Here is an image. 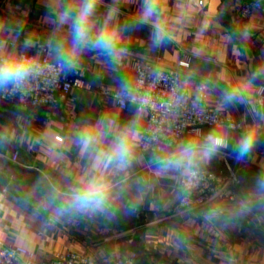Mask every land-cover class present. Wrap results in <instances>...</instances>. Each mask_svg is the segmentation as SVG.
Segmentation results:
<instances>
[{"label":"crops","instance_id":"crops-1","mask_svg":"<svg viewBox=\"0 0 264 264\" xmlns=\"http://www.w3.org/2000/svg\"><path fill=\"white\" fill-rule=\"evenodd\" d=\"M246 1L254 0H158L156 13L147 24L124 31L119 46L125 52L120 64H112L95 52L83 55L77 70L85 69L91 89L73 87L67 98L49 108L0 99V238L26 246L38 259H51L71 249L96 259L135 254L137 264H264V211L233 221L222 217L206 222L202 216L215 204L242 198L251 190L255 173L264 172V156L258 153L264 145V129L251 156L241 162L242 182L234 200L216 199L204 206L177 210L175 182L152 177L151 187L140 193L138 208L132 214H126L121 206L112 219L97 215L46 224V217L32 210V203L46 188V183L39 184L41 178L69 183L85 163L74 143L82 127L105 113L121 123L132 117V105L123 109L99 90L104 86L118 88L121 80L134 86V54L150 67L167 68L156 59L174 65L189 52L190 66H178L177 71L189 81L193 101H197L201 81L211 79L214 86L207 104L218 110L230 109L246 129L254 123L256 117L249 104L221 107L223 92L243 85L252 70L264 63V10L255 8L249 19L240 20L237 8ZM61 2L0 0V36L8 48H19L31 36L37 41L32 51H37L50 33L56 34L52 10ZM143 4L144 0H102L98 14L102 21L110 7H117L120 22L131 23L139 19ZM155 25L165 28L172 39L153 49L150 38ZM262 86L264 79L255 80L249 93L257 107L264 105L258 94ZM214 128L204 125L203 134ZM240 135L231 129L226 151L233 164L240 163L231 151ZM191 136L186 133L184 138ZM15 152L18 161L11 159ZM151 152H144L145 163L135 166L137 176H151L146 167ZM224 165L218 154L205 168L217 170ZM27 194H31L28 205L24 203Z\"/></svg>","mask_w":264,"mask_h":264},{"label":"clouds","instance_id":"clouds-1","mask_svg":"<svg viewBox=\"0 0 264 264\" xmlns=\"http://www.w3.org/2000/svg\"><path fill=\"white\" fill-rule=\"evenodd\" d=\"M102 0H62L52 10L55 19V33L37 48L33 37L25 38L19 48H8L0 41V96L23 94L38 77L48 74L67 75L79 67L85 53L95 52L106 57L112 64H120L125 50L119 46L124 31L147 24L156 13L158 0H144L139 19L131 23L120 22L119 9L110 7L101 21L98 10ZM153 49L163 46L172 39L169 32L160 25L154 26L151 34ZM47 57L42 60L41 57ZM153 83L142 94L132 83L121 80L116 91V100L133 106V115L121 123L110 113L100 115L92 123L82 127L74 143L80 157L85 161L79 171L66 184L53 182L47 177L39 184H45L42 195L32 203V210L46 224L61 218L92 217L101 215L108 219L115 217L121 206L126 214L134 213L140 202V193L151 187V178H170L175 182L176 195L182 203L187 200L189 190L200 180L205 166L230 148L231 122L219 124L203 135L183 139L166 140L164 146L151 152L146 162L151 176H137L136 165L145 163L144 152L157 137L145 127V116L156 109V100L151 88L162 79L163 71H151ZM264 79V63L258 65L243 85L225 90L221 97V107L235 104H249L256 117L231 145V151L238 162L246 160L253 153L257 138L264 129V105L252 104L249 93L253 82ZM184 86L189 85L187 79ZM207 90V84L201 85ZM177 85L167 103L160 107L171 110L179 107L182 95ZM35 191V189L33 190ZM30 195L24 203H30ZM254 211H264V172L255 173L251 190L233 203H218L202 213L206 222L220 218L227 221L243 219Z\"/></svg>","mask_w":264,"mask_h":264},{"label":"built area","instance_id":"built-area-1","mask_svg":"<svg viewBox=\"0 0 264 264\" xmlns=\"http://www.w3.org/2000/svg\"><path fill=\"white\" fill-rule=\"evenodd\" d=\"M255 8L264 10L262 0L246 1L237 8V16L240 20H247L251 17ZM0 41H4L0 36ZM5 42V41H4ZM15 45V42H11ZM46 60L47 57L41 58ZM192 54L185 52L184 56L174 65L164 63L160 58L155 62L164 64V67H150L137 54H134L132 61V71L134 76V87L142 94L149 90L153 83L151 71L159 68L163 71L165 79L160 80L151 88L156 100V109L149 110L147 124L145 127L150 129V134H154L157 139L152 141L149 148L145 151H154L164 146L166 140L183 139L186 133L193 136L203 135V126L209 125L216 127L219 124L231 122L234 127L232 130L242 134L245 124L242 119L237 117L230 109L218 110L207 104L208 93L214 86L211 79H203L199 85L197 101H193L192 89L188 85L184 86V80L177 71L178 66H190ZM148 62L149 59H148ZM207 84V90H203L201 85ZM177 85L180 91L177 95H182L183 99L179 107L166 110L160 107L167 103L173 95V89ZM73 87L91 89V85L86 79L85 69L76 70L73 74L56 76L45 74L35 79L27 91L23 94L2 95L1 100H19L24 106H43L53 107L59 104L62 99L68 97ZM118 88L101 87L99 93L103 96L112 97L117 105L123 109L130 104L125 102L121 105L116 100ZM259 101H264V86L259 91ZM255 105V104H254ZM252 108V107H251ZM258 153L264 156V145L258 149ZM222 157L225 165L219 169L204 168L202 176L195 187L189 190L187 200L176 205L177 210L191 207H200L209 204L211 201L234 200L239 195L242 182L241 170L243 164H233L229 161V153L222 150ZM19 154L15 152L11 159L18 161ZM0 264H137L135 254L127 258L116 259H96L89 257L75 250L60 251L51 259H38L34 253L24 245L7 243L0 238Z\"/></svg>","mask_w":264,"mask_h":264}]
</instances>
